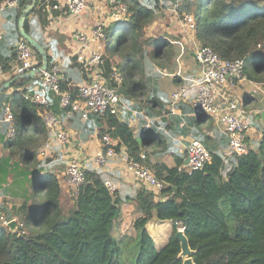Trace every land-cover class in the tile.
I'll use <instances>...</instances> for the list:
<instances>
[{
	"label": "trees",
	"instance_id": "trees-1",
	"mask_svg": "<svg viewBox=\"0 0 264 264\" xmlns=\"http://www.w3.org/2000/svg\"><path fill=\"white\" fill-rule=\"evenodd\" d=\"M17 1L3 14L12 19L15 38L19 39V20L33 0ZM124 1L130 16L106 28V56L98 73L103 77V66L109 73L112 58H121L116 65L125 75L121 93L127 101L135 99L132 106L145 122L146 116L165 113L171 103L170 95L154 87L153 74L155 65H164V56L174 55V50L167 41L145 38V27L157 16L158 0ZM40 4L41 0H36L27 15L25 30L45 47L51 66L58 56L54 42L55 52L50 54V45L30 30V14L44 12ZM182 10L194 13L196 37L202 45L224 58H244L245 76L264 83V0H188ZM33 49L43 64L42 55ZM11 59L15 60V53L9 59L0 57L5 71L11 73L7 79L10 87L0 92V103L10 102L6 104L13 112L17 133L9 138L6 130L0 132V192L20 197L21 203L16 211L0 204L17 224L14 230L0 225V264H184L181 243L175 235L179 226H184L196 264H264V130L262 140L247 153L238 154L227 150L230 137L219 131L210 115L194 114L187 120L191 125L211 121L208 125L214 132L195 129L194 138L206 145L212 157L203 168L187 173L178 170L184 160L177 150L172 151L176 161L173 166L153 160L146 152L154 139L173 144L171 136L159 126L174 134L171 125L179 127L182 119L171 118L169 124L166 119L162 124L155 120L146 139L139 142L130 122L116 114L95 115L82 125L80 113L73 111L68 120L75 121L85 136L94 132L95 120L101 126V135L108 133L118 139L117 151L125 146L129 155L140 159V153L145 152L143 161L163 181V187L158 193L141 187L133 196H122L117 190L110 191L100 172L89 167L84 169L85 181L78 193L66 204L58 173L50 168L52 159L38 155L49 137L40 114L43 109L24 97L25 89L18 91L36 76L15 74ZM75 64L84 69L76 58ZM61 87L77 98V87H69L67 81ZM10 88L15 89L11 96L7 93ZM142 92L145 99H141ZM53 94L48 89L50 107L64 121L66 113L60 97ZM4 182L8 183L2 186ZM125 202H133L139 213L134 221L135 233L115 236L113 229ZM154 219L173 222L172 235L160 249L148 229Z\"/></svg>",
	"mask_w": 264,
	"mask_h": 264
},
{
	"label": "built area",
	"instance_id": "built-area-1",
	"mask_svg": "<svg viewBox=\"0 0 264 264\" xmlns=\"http://www.w3.org/2000/svg\"><path fill=\"white\" fill-rule=\"evenodd\" d=\"M97 1L104 3L107 15L100 14L97 20L89 29H75L72 31V39L76 43L74 56L76 61L84 66V73H87V81L78 86L77 98L69 91L61 87L66 81L64 74V60L55 61L51 66L44 68L36 60V53L28 41L24 38L12 41L11 45L15 52V74H25L31 71L34 76L40 79V87L27 89L23 95L26 99L39 104L43 111L40 113L49 133L60 143H66L69 136L65 128V121L73 111L80 113L79 122L84 125L95 115L105 116L107 114L118 115L122 105H127L121 93L124 82V74L117 67L113 68L111 77L113 83H108L98 69L104 60L105 44L107 41L106 28L114 23L129 18V6L124 0H41V6L46 12L60 10L65 15L79 16L90 9ZM17 0H4L0 2V39L3 37L2 15L6 8L16 6ZM176 16L188 31L194 42L196 58L200 65L198 77L189 78V83L180 85L171 94L170 111H175L177 105L183 100L189 89H195V96L192 101L193 114L198 112L212 116L215 124L219 125L230 137L228 151L238 154L247 153L251 148L248 141L249 131L253 127L252 115L247 108L243 98H239L233 92L235 81L245 80L244 58H224L215 52L211 47L202 45L196 37V18L191 11L177 12ZM180 46V58L186 53V43L183 39L178 40ZM163 73V71H160ZM181 73L178 72L177 75ZM6 71L0 62V84L6 81ZM48 89L60 97V106L66 113L65 120L62 116L53 111L50 107L51 99L47 95ZM131 107V106H130ZM134 115L138 116L139 111L131 107ZM264 111V109H263ZM142 112V111H141ZM148 122L144 125L151 126V117L146 116ZM7 124V137L16 136L14 115L9 104L4 106V117L0 122ZM102 148L95 157L98 164L104 165L108 159L117 155L115 146L119 141L106 133L101 135ZM185 157L188 163L183 161L178 166L179 171L192 173L201 169L211 160L212 153L199 139L193 138L185 146ZM42 155L47 154L46 149L41 151ZM141 159L125 153L123 159L128 171L140 182L141 187L152 188L160 191L163 181L158 178L154 170L143 160L147 158L145 152L140 153ZM65 176L73 186L74 193H78L79 187L85 181V171L78 158L68 160ZM110 191L117 189V184L112 180H105ZM13 218H9L0 208V225L8 226ZM184 229V226H180Z\"/></svg>",
	"mask_w": 264,
	"mask_h": 264
},
{
	"label": "crops",
	"instance_id": "crops-1",
	"mask_svg": "<svg viewBox=\"0 0 264 264\" xmlns=\"http://www.w3.org/2000/svg\"><path fill=\"white\" fill-rule=\"evenodd\" d=\"M55 1L63 2L64 0ZM185 1L188 0H158L156 6L157 16L152 19L145 27V38L151 37L167 41L168 47H171L174 50V55L164 56V65H155V73L157 76L153 74L154 87H158L161 89V91L170 95V97L180 85L189 83V78L198 77L200 72V65L194 50V42L188 31L183 27L182 24H180L176 16V11H184L182 10V7ZM105 8L106 7H104V3L100 2L99 7H97L96 1L90 9L86 10L79 16L65 15L60 10H52L51 12L44 11L45 13L41 12L40 10H35L29 16L30 30L33 32V34L42 39L47 45H50V54L55 52V49L52 46L54 42V46L58 54L55 61H65L64 74L66 75V81L68 82L69 87L71 86L78 88V86L81 83L86 82L88 78L85 76L83 69L81 70L80 67L75 64L74 51L76 48V43L72 39L71 33L75 29H89L97 20L101 19L100 14L107 15ZM8 9L12 8L8 7ZM11 20V18L9 19L5 16V13L2 15L3 37L0 39V57L2 59H9V57L14 56L15 53L11 42L18 40V38H15L16 29ZM180 39H183L186 43V53L181 58L180 46L178 44V40ZM105 56L106 53L104 51V57ZM36 60L39 62L37 57ZM120 61L121 58L118 55L112 58L113 65L111 70H109V73L103 66V77L108 83H113L111 73L113 68L117 67L116 65ZM10 65L13 66V70H15V61L13 59H11ZM117 68L120 69L119 67ZM160 71H163V73ZM178 72L181 74L177 75ZM10 76L11 73L6 72V78L9 79ZM137 76L139 77L138 74ZM32 81L33 82L30 81L26 83L25 86L20 87L18 91H22L23 89L27 90L28 88L31 89L40 87V79L37 76L32 78ZM14 90V88H10L7 91L8 95L11 96ZM233 92L237 97L243 98V101H245L247 108L251 112L253 127L249 131L248 141L251 146L256 145L260 140H262L264 130V119L262 116V111L264 109V83L250 80L245 77V80L243 81H235ZM194 96L195 89L191 87L180 104L177 105L175 111H170V104H167L165 113L163 112L162 114L155 117L150 116L152 118L151 124H154L153 126L156 125L155 120L162 124L163 120L166 119L167 124H169L171 118L182 119L179 127L173 126V124L171 125L175 129L174 134H170L168 130L162 125L159 126L160 130L163 129L164 133H167L171 136L172 141L168 142H173V144H166L155 139L150 141L148 143L149 145L148 149H146V152L150 154L153 160H161L169 166H173L176 164L172 152L175 149L177 150L176 153L181 154L183 160L185 161V146L190 140L194 138L195 129L199 131L205 129L208 133L214 132L213 130L211 132V128L208 125V123L211 121L202 122L200 125H196L195 123H192L191 125L187 122V120L192 118L194 115L192 109V101ZM141 99H145L143 92ZM134 100L135 99L128 101L127 105H122L118 116L122 120H128L135 129V135L137 139L141 138L143 140L146 139L151 127L147 128L144 126L148 122L147 118H145L146 120L144 122L142 118L137 115L135 116L134 112H132L131 107H133L132 104L135 103ZM6 103L10 104L9 101H3L0 103V119H3L4 117L3 105ZM93 121L96 124L94 132L92 134H88L87 136L84 135L82 128L75 124V121H71L70 119L65 121V128L69 136L67 142L64 144L58 142L53 134L48 132L49 137L43 148V150L46 149L47 154L45 155H48V157L52 159L50 168L55 170L60 178L63 189V199L64 201H67V198L69 203L72 202L74 188L68 182L65 176V171L68 160L75 157L79 159L84 169L89 167L94 168L100 172L105 180L109 179L114 181L118 186L116 190L122 196H133L138 190L141 189L140 182L128 171L126 163L123 159L124 154L127 153L125 146L121 145L120 151H118L117 155L109 158L106 164L101 165L95 161L96 155L102 148V136L100 133L101 126H99L95 120ZM212 122H214V119H212ZM214 125L219 129V131L224 132L219 125ZM182 127L186 128L181 129ZM5 130L7 136V124L4 121H1L0 132H4ZM62 165H64V167ZM12 175L13 174L10 173L8 176L9 182L13 180ZM7 183L4 182L2 186L7 185ZM156 192L158 193V191ZM158 198H160V195ZM19 200H21L20 197H15L10 194L7 195L0 192V204L10 208L13 211H16L18 208L16 207V209H14L13 207L16 205V202H19L18 205H20L21 201ZM138 216L139 213L136 211L134 203L125 202L123 204L122 216L116 223V227L118 226L122 231H124L130 226V222H132L134 225V221ZM158 221L161 220H151L148 223V229L152 230L153 232H157V234L160 235L162 234V230L157 224Z\"/></svg>",
	"mask_w": 264,
	"mask_h": 264
},
{
	"label": "water",
	"instance_id": "water-1",
	"mask_svg": "<svg viewBox=\"0 0 264 264\" xmlns=\"http://www.w3.org/2000/svg\"><path fill=\"white\" fill-rule=\"evenodd\" d=\"M36 2V0H33V3L29 4L24 11V14L21 16L20 20H19V28H20V33L22 38L26 39L28 41V43L35 48L41 55H42V66L44 68L48 67V62H49V56L48 53L45 49V47L35 38L33 37L31 34H29L28 32H26L25 30V20L27 15L31 12V10L33 9L34 3ZM27 77H31L34 76V72L31 71L29 73H25L24 74ZM10 87V81H6L3 85L0 86V92L8 89ZM201 113H197V115H200ZM262 116L264 119V111H262ZM138 141L141 142L142 139L138 138ZM189 159L186 158L185 162L188 163ZM16 220L12 219L9 227L11 229H16ZM176 238L180 241L181 243V257H183V263L184 264H196V262L193 259V253L195 252L190 244H189V240L188 237L186 235V233L184 232V229H178L176 232Z\"/></svg>",
	"mask_w": 264,
	"mask_h": 264
},
{
	"label": "rangeland",
	"instance_id": "rangeland-1",
	"mask_svg": "<svg viewBox=\"0 0 264 264\" xmlns=\"http://www.w3.org/2000/svg\"><path fill=\"white\" fill-rule=\"evenodd\" d=\"M210 118H212V116ZM38 153H39L38 154L39 158H41V159H44V158L48 157V155H42L41 152H38ZM62 166L64 167V165H62ZM66 200L67 201H65V203L68 204L69 203L68 199L66 198ZM19 201H21V200H19ZM18 203L19 202H16V205L13 206L14 209H16V207L19 206ZM129 224H130V226L128 228H126L124 231H122L118 226L116 227V224H115L114 229H113V234L115 236H121L123 233L134 234L135 233L134 227H133L134 225L132 224V222H130ZM157 224L161 227L162 234L158 235L157 232H153L152 230H149V231H151V233H153L152 235H153V237L155 239L156 246H157V248L160 249V248L163 247L164 244L167 243V241L170 239V237L172 235L173 222L172 221H158ZM179 229H180V226H179Z\"/></svg>",
	"mask_w": 264,
	"mask_h": 264
}]
</instances>
